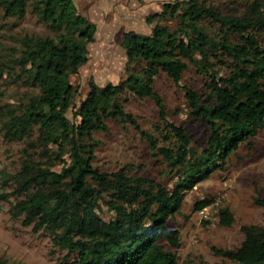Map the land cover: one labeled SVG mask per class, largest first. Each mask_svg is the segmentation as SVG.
<instances>
[{"label":"trees","instance_id":"obj_1","mask_svg":"<svg viewBox=\"0 0 264 264\" xmlns=\"http://www.w3.org/2000/svg\"><path fill=\"white\" fill-rule=\"evenodd\" d=\"M246 4L244 13L235 14L212 0L165 3L147 18L151 33L123 34L126 77L105 86L90 81L79 102L73 78L89 61L96 23L75 0H0L7 25L16 27L31 15L52 33L19 37L0 51V86L20 91L3 103L7 92L0 90V128L8 141L25 143L18 170H0V195L14 198L13 217L35 232L47 231L67 251L64 264H180L163 242L180 243L169 221L181 212L187 189L264 130V0ZM191 69L204 78V90L183 84ZM162 74L183 90L191 113L205 124L204 146L198 148L186 128L168 118L156 90ZM133 98L156 102L167 131L163 140L127 110ZM110 120L141 133L178 177L171 187L94 165L95 135L108 132ZM212 203L205 199L196 206L203 210ZM255 203L264 206L259 197ZM218 214L221 225L235 222L229 207ZM242 230L239 247L216 251L227 259L223 264H264V229Z\"/></svg>","mask_w":264,"mask_h":264},{"label":"rangeland","instance_id":"obj_2","mask_svg":"<svg viewBox=\"0 0 264 264\" xmlns=\"http://www.w3.org/2000/svg\"><path fill=\"white\" fill-rule=\"evenodd\" d=\"M174 1L75 0L80 12L97 25L96 40L89 46V61L73 78L80 87L79 102L86 97L90 81L105 86L118 84L126 77L123 34L131 30L151 33L153 25L147 18L160 12L165 3ZM212 1L227 13L242 14L247 7L246 0ZM6 22L0 15V51L13 46L17 38L25 35H52L31 15L16 27ZM262 39L264 42V36ZM212 72L225 74L223 69ZM183 84L197 90L205 88L204 78L192 69L185 74ZM0 90L7 92L3 103L20 93L14 86L1 85ZM156 90L166 102L168 118L184 126L198 148L204 146L206 126L191 113L183 90L164 74L157 78ZM126 108L137 117L145 131L160 139L161 133L167 134L153 99L133 98ZM70 117L73 119L72 112ZM95 136L99 145L94 165L101 170L109 173L125 170L131 176L153 179L169 187L177 180L178 177L169 173L166 163L154 155L147 141L132 125L110 120L109 131ZM24 146V142L8 141L0 128V170L16 172ZM185 184L188 183L185 181ZM11 191L7 188L5 192ZM257 197L264 200V130L244 143L210 177L187 189L181 212L169 221V228L179 230L180 243L174 246L164 241L163 244L177 255L180 264H223L227 259L216 251L239 247L245 240L244 226L255 225L264 229V206L255 203ZM205 199L212 200V205L198 210L196 204ZM13 203L14 198L4 199L0 195V264H64L67 251L56 247L47 231L35 232L33 226L24 225L22 218L13 217L10 211ZM221 207H229L234 213L232 226L220 224L218 212ZM104 217L109 219L110 214H104Z\"/></svg>","mask_w":264,"mask_h":264}]
</instances>
